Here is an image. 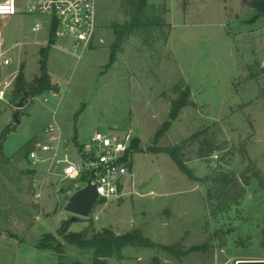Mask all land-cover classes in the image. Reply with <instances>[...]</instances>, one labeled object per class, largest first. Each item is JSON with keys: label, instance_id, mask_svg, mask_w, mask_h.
I'll return each instance as SVG.
<instances>
[{"label": "rangeland", "instance_id": "1", "mask_svg": "<svg viewBox=\"0 0 264 264\" xmlns=\"http://www.w3.org/2000/svg\"><path fill=\"white\" fill-rule=\"evenodd\" d=\"M122 1L97 0L96 40L82 59L46 45V31L31 29L34 15L2 22L6 42L23 44L0 80L20 67L32 83L49 47L48 71L58 93L28 94L19 123L15 104L24 93L16 91L18 76L0 101V264H60L53 250L39 247L48 233L66 243L69 255L92 264L91 251L63 239L59 231L66 220L69 232L85 231L87 237L104 228L116 234L139 228L162 244L206 246L185 256L127 246L110 264L264 259V0H149L164 6V32L130 36L107 66L115 39L111 24L129 18ZM187 87L189 104L159 133ZM52 121L81 144L95 131L130 132L134 177L128 193L98 203L90 217L75 221L65 208L69 196L57 188L75 190L83 180H50L37 199L32 182L40 173L28 152ZM208 143L215 150L199 157ZM175 145H182L192 177L164 151ZM213 174L232 182H216ZM152 182L153 191L145 193Z\"/></svg>", "mask_w": 264, "mask_h": 264}, {"label": "built area", "instance_id": "2", "mask_svg": "<svg viewBox=\"0 0 264 264\" xmlns=\"http://www.w3.org/2000/svg\"><path fill=\"white\" fill-rule=\"evenodd\" d=\"M0 7L8 9L0 12V72L15 62L13 51L23 44L18 41L9 45L4 36L2 22L14 15L36 16L32 31H46V45L77 59H82L94 47L99 24L97 0H0ZM19 69L0 80V101L6 100ZM56 93L58 91L53 92ZM132 156L130 132L95 131L86 143L81 144L66 137L62 127L52 121L45 126L43 138L37 140L28 152L31 167L40 173L32 182L34 195L42 199L50 180L80 179L85 182L84 186L75 183L76 189L72 190L59 185L57 190L65 189L70 197L91 181L98 192L94 206L101 200L123 197L134 177Z\"/></svg>", "mask_w": 264, "mask_h": 264}, {"label": "trees", "instance_id": "3", "mask_svg": "<svg viewBox=\"0 0 264 264\" xmlns=\"http://www.w3.org/2000/svg\"><path fill=\"white\" fill-rule=\"evenodd\" d=\"M122 8L129 18L123 23L113 22L111 24V29L115 39L111 45L110 62L107 66H111L116 61L118 53L123 51L124 42L130 36L155 29H159L161 32H164V28L167 25L165 15L160 13V11L164 10V6L151 3L149 0H123ZM51 41H53L52 38ZM48 48L49 47H46L42 50L41 75L36 77L32 83L27 84L24 71H20L16 83L17 92L24 93L28 88V94L33 93L34 96H36L46 90L58 91L56 85L52 83V79L48 71ZM27 85L29 86L27 87ZM190 94L191 91L189 87H187L185 91H182L181 97L172 102L170 118L164 124V128L162 129L163 131H160L159 133L167 130L170 127L172 120H175L178 117L181 109L189 104ZM133 145L138 148V141H135ZM214 150L215 148L213 145L208 143L207 147H202L200 149L199 157H206L208 153H211ZM164 151L171 156L174 162L184 173L190 177L193 176V173L185 165L186 161L184 160L182 145L166 147ZM212 178L216 182H232V179L227 176L220 177L213 174ZM61 193L64 195L65 192L62 190ZM104 201L105 200H101L100 202L102 203ZM69 224L70 220H66L60 228L59 232L61 233L63 239L68 244L75 245L83 251H91L92 264H110V259L116 255H121L123 249L127 246L157 248L178 256H185L190 252L198 251L206 247L205 245H194L185 250L181 248L180 243L175 245L162 244L146 236L143 230L139 228L133 229L124 234H116L113 230L104 228L102 231L94 233L93 236L87 237L85 231L69 232ZM39 247L53 250L54 253L57 254L60 264H84L80 259L69 255L66 251V243L63 240L58 239L54 234H45L40 241ZM155 260L158 261V258L155 257ZM155 264H158V262Z\"/></svg>", "mask_w": 264, "mask_h": 264}, {"label": "water", "instance_id": "4", "mask_svg": "<svg viewBox=\"0 0 264 264\" xmlns=\"http://www.w3.org/2000/svg\"><path fill=\"white\" fill-rule=\"evenodd\" d=\"M28 97V92L25 91L21 99L15 104L16 112L14 120L16 123L20 122L19 114L25 107V101ZM94 172H92V175ZM155 182H152L147 188L144 189L145 193L153 191ZM98 192L96 185L89 183L71 195L66 203V210L73 214L72 221L78 220L81 217H90L94 204L97 202ZM237 264H264V259H240Z\"/></svg>", "mask_w": 264, "mask_h": 264}, {"label": "clouds", "instance_id": "5", "mask_svg": "<svg viewBox=\"0 0 264 264\" xmlns=\"http://www.w3.org/2000/svg\"><path fill=\"white\" fill-rule=\"evenodd\" d=\"M6 11H8L7 8L0 7V12H6Z\"/></svg>", "mask_w": 264, "mask_h": 264}]
</instances>
